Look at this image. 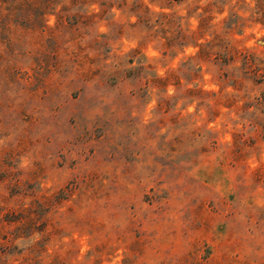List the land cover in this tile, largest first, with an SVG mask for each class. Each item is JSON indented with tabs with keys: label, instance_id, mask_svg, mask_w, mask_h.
<instances>
[{
	"label": "rangeland",
	"instance_id": "374dc122",
	"mask_svg": "<svg viewBox=\"0 0 264 264\" xmlns=\"http://www.w3.org/2000/svg\"><path fill=\"white\" fill-rule=\"evenodd\" d=\"M107 1L0 46V264H264V0Z\"/></svg>",
	"mask_w": 264,
	"mask_h": 264
},
{
	"label": "trees",
	"instance_id": "16d2710c",
	"mask_svg": "<svg viewBox=\"0 0 264 264\" xmlns=\"http://www.w3.org/2000/svg\"><path fill=\"white\" fill-rule=\"evenodd\" d=\"M88 3L93 5L99 4L100 9L98 12H91L90 14H71L70 11L74 8H84ZM92 3V4H91ZM120 6H125L124 1ZM142 4L137 3L133 10H141ZM110 3L107 0H0V46L5 45L11 47L15 42H19L22 37L14 38L16 33L24 30L31 32H39L43 34L47 29V21L44 20L46 16L53 15L57 18L56 26L54 29L59 31H76L82 27H91L93 25L92 19L95 17H103L108 12ZM78 17L74 22L67 21L68 17ZM207 28L206 18H204L199 25L198 31L204 32ZM191 36V38L194 37ZM185 39V38H184ZM41 41V36L40 40ZM76 38H70L66 41L63 39H56V45L60 46L64 43L74 42ZM95 43H98L95 41ZM173 42H168L167 48H172ZM1 57V56H0ZM197 59L204 62H210L212 59L222 61L224 63L233 64L236 60L242 58L244 76L258 74L261 71L256 67L252 55L246 50L244 53L237 50L236 47L223 37L216 35L213 40L204 45H200L199 51L195 56ZM261 81H264V74L258 75ZM174 74L170 73L167 77H157L154 82L158 84L159 88H164L166 83L174 78ZM235 84H240L241 79L234 80ZM232 101V100H231ZM230 103L232 104L233 101ZM48 200L42 197L35 202L38 205H44ZM10 215L13 219H6L8 223L16 224V231L23 232L25 229H31L38 223V218H34L33 208L20 211V213L11 212ZM39 251H43L44 247L39 246Z\"/></svg>",
	"mask_w": 264,
	"mask_h": 264
}]
</instances>
